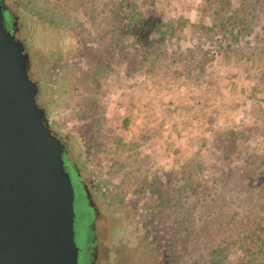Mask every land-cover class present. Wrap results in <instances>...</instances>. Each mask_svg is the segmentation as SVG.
<instances>
[{
	"label": "rangeland",
	"instance_id": "374dc122",
	"mask_svg": "<svg viewBox=\"0 0 264 264\" xmlns=\"http://www.w3.org/2000/svg\"><path fill=\"white\" fill-rule=\"evenodd\" d=\"M5 1L104 208L96 264H264V0H133L150 43L123 0Z\"/></svg>",
	"mask_w": 264,
	"mask_h": 264
},
{
	"label": "water",
	"instance_id": "95a60500",
	"mask_svg": "<svg viewBox=\"0 0 264 264\" xmlns=\"http://www.w3.org/2000/svg\"><path fill=\"white\" fill-rule=\"evenodd\" d=\"M30 62L0 1V264H79L66 146L37 101Z\"/></svg>",
	"mask_w": 264,
	"mask_h": 264
},
{
	"label": "flooded vegetation",
	"instance_id": "af4514ba",
	"mask_svg": "<svg viewBox=\"0 0 264 264\" xmlns=\"http://www.w3.org/2000/svg\"><path fill=\"white\" fill-rule=\"evenodd\" d=\"M0 1L3 5V12L5 16L6 27L9 29V31L13 32L17 38H19L17 36V16L12 13L11 9L6 4L5 0H0ZM21 40L25 42L28 48L26 41L24 39H21ZM30 57H31V54H30ZM30 66H31V62H30ZM29 74H30V67H29ZM38 96H37V101H38ZM51 129H52L53 134L59 137L66 146V151L64 153L65 167H66V170L71 174L74 188H75V211H76L75 232H76V241L80 247L79 264H96L95 258L97 256L96 251L98 249L96 248V245H95L96 241H95V238L93 237L94 232H95L93 221L95 220V218L99 217L100 213L103 214L102 212H104L103 210L104 208L103 206H101L98 209L99 211L97 210V207H95V205L93 204L91 192L88 189L87 184L85 183L81 170L79 169L77 163L69 157L68 138L70 137L69 136L70 133H67L65 136H63L59 134L58 132H55L52 127ZM117 215H119V213ZM87 228H90V236L87 240V245L84 246L82 245V242L85 239L84 231H86ZM98 233L99 235H102L101 232H98ZM107 254L109 255V252Z\"/></svg>",
	"mask_w": 264,
	"mask_h": 264
},
{
	"label": "trees",
	"instance_id": "16d2710c",
	"mask_svg": "<svg viewBox=\"0 0 264 264\" xmlns=\"http://www.w3.org/2000/svg\"><path fill=\"white\" fill-rule=\"evenodd\" d=\"M133 0H123L124 2V10L126 11V16H125V20H127L126 24H125V30L130 34H135L138 35V37L147 43H150L153 39V37H151V33H154L155 30L160 26L158 23L157 24H153L150 21V18H148V16H146L144 14V12L142 11H138V9L136 10L135 8H129L128 3L132 2ZM134 7H138L137 5H134ZM129 8V9H128ZM151 46V45H150ZM262 176L264 178V168L262 171ZM263 211H264V207H263ZM262 223H259V225L257 226V228H260ZM253 238L252 241H264V237H262L261 235L257 234L258 229L256 230L253 229ZM256 245L259 246L258 243H256ZM261 247L259 246V249ZM254 261V259L252 260V262ZM243 264V263H241Z\"/></svg>",
	"mask_w": 264,
	"mask_h": 264
}]
</instances>
